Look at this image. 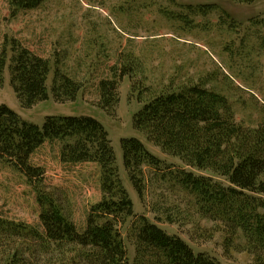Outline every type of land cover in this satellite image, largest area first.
Masks as SVG:
<instances>
[{"label":"rangeland","instance_id":"1","mask_svg":"<svg viewBox=\"0 0 264 264\" xmlns=\"http://www.w3.org/2000/svg\"><path fill=\"white\" fill-rule=\"evenodd\" d=\"M202 5L211 8L202 9ZM263 21L264 0H45L28 11L16 10L9 0H0V52L5 43L9 58L11 40L15 39L47 58L51 67L47 98L24 108L10 84L7 62L0 104L40 128L47 116H89L104 126L120 180L133 203V217L119 228L130 264H134L136 241L128 233L133 221L141 217L220 264H252L253 256L244 250L241 230L236 228L232 234L234 226L224 220V213L215 211L213 216L205 212L208 202L183 185L188 174L210 177L207 179L214 188L228 186L227 181L163 153L134 128L141 103L130 95L127 76L119 86L115 114L99 108V80L111 77V69L124 58H132L141 65L145 82L152 89L169 82L203 85L227 98L238 125L256 128L264 123ZM55 66L82 84L74 101L53 99ZM123 138L139 140L157 159L143 165L141 196L123 166ZM58 150L59 145L44 144L31 159L44 168L45 182L55 188L76 225L82 226L85 211L101 196L99 168L94 163H61ZM39 209L36 193L26 178L0 162V217L34 226ZM36 264H46V255Z\"/></svg>","mask_w":264,"mask_h":264},{"label":"trees","instance_id":"2","mask_svg":"<svg viewBox=\"0 0 264 264\" xmlns=\"http://www.w3.org/2000/svg\"><path fill=\"white\" fill-rule=\"evenodd\" d=\"M44 1L9 3L16 10L28 11ZM11 43L9 58L5 43L0 52V86L8 62L10 84L21 105L30 108L47 98L50 62L15 39ZM53 72V99L74 101L82 84L58 66ZM125 76L130 95L141 103L134 128L163 153L227 181L228 186L214 188L207 179L210 177L188 174L183 185L208 202L205 212L215 216V211H222L224 220L234 226L232 234L236 228L241 230L252 264H264V123L256 128L238 125L227 98L203 85L169 82L152 89L145 82L141 65L128 57L111 69V77L97 84L96 105L110 115L116 112ZM44 144L59 145L61 163H94L99 168L101 196L85 211L82 226L76 225L55 188L45 182L44 168L32 162V155ZM120 146L123 166L141 196L143 165L157 159L135 138L121 139ZM0 162L26 178L40 206L34 226L0 217V264H36L42 255H46V264H130L119 228L133 217V203L120 180L109 135L100 122L82 115L47 116L40 128L0 104ZM130 228L128 236L136 241L134 264H220L205 253H195L181 237L167 234L144 217L133 221Z\"/></svg>","mask_w":264,"mask_h":264}]
</instances>
